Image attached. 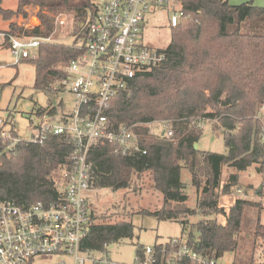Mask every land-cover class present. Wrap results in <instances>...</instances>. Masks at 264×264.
<instances>
[{
	"label": "trees",
	"instance_id": "1",
	"mask_svg": "<svg viewBox=\"0 0 264 264\" xmlns=\"http://www.w3.org/2000/svg\"><path fill=\"white\" fill-rule=\"evenodd\" d=\"M177 1L186 17L169 28V44L161 51L165 60L131 80L125 91L108 101L104 112L113 127H132L137 150L122 154L112 144H96L87 159L92 183L97 190L116 192L130 189L145 175L161 195L159 208L139 214L179 222L181 237L177 242L155 243L153 264L218 263L225 253H237L245 239L253 244L251 256L227 264H256V247L264 241V224L259 220L264 207L236 198L225 211L218 198L238 183L241 172L253 167L264 173V8L231 5L229 0ZM28 8L37 9L38 26L25 28L12 22ZM95 9L93 0H17L10 10L0 0V19L9 22L3 33L5 45L9 47V36L49 38L55 17L62 13L74 14L73 34L81 40ZM80 54L76 42H42L34 57L24 59L34 68L33 87L61 92L66 67ZM209 119L211 131L223 136L224 154L194 147ZM154 121H169L172 134H153L149 124ZM73 150L66 135L50 136L43 145L20 142L8 150L0 143V202L26 208L54 201L60 176L71 167ZM224 167L234 172L222 182ZM181 168L188 170L196 189L195 209L187 207ZM197 213L209 218L190 223L187 218ZM217 213L225 217V224L210 219ZM89 218L80 243L83 253L105 254L109 245L134 238L130 221L97 224L91 207ZM135 247L136 260L142 261L145 248Z\"/></svg>",
	"mask_w": 264,
	"mask_h": 264
},
{
	"label": "built area",
	"instance_id": "2",
	"mask_svg": "<svg viewBox=\"0 0 264 264\" xmlns=\"http://www.w3.org/2000/svg\"><path fill=\"white\" fill-rule=\"evenodd\" d=\"M93 2L96 9L82 30L81 54L66 67L67 77L62 81V88L70 86L74 110L59 115L56 108L47 107L31 113V136L26 140L18 138L15 122L0 118V143L6 150L20 142L43 145L53 135L68 136L74 146L71 167L61 174L54 201L37 202L26 208L10 201L0 202V264H29L36 257L49 255L71 257L72 264H115L108 256L80 250L89 226L90 196L98 191L92 183L88 155L98 143L112 144L122 154L137 150L132 127L115 128L108 121L104 113L107 103L125 91L136 76L165 60L161 52L165 48H153L143 42L147 15L159 10L170 12L168 28L177 26L186 16L177 0ZM8 40L18 63L34 57L39 45L50 38L9 36ZM149 126L155 135L172 134L169 121H154ZM159 127L163 130L157 131ZM182 245L186 251L185 243ZM153 263L152 249L146 248L144 259L138 264Z\"/></svg>",
	"mask_w": 264,
	"mask_h": 264
},
{
	"label": "rangeland",
	"instance_id": "3",
	"mask_svg": "<svg viewBox=\"0 0 264 264\" xmlns=\"http://www.w3.org/2000/svg\"><path fill=\"white\" fill-rule=\"evenodd\" d=\"M231 5H241L251 3L253 6L264 8V0H229ZM17 0H2L4 9L14 10ZM26 14H19L12 18L25 28L36 27L39 20L36 17V8H28L24 11ZM170 12L156 11L146 17L145 28L143 30V42L153 48H166L170 41V32L168 28V16ZM1 28L4 32L8 28L9 22H4ZM76 25L73 13H62L55 17V29L51 34L50 41L71 44L81 43L79 37L73 34ZM34 68L24 60L15 62L12 53L7 45H4V35L0 36V118H7L15 122L18 126L16 134L19 139L26 140L31 136L29 128V116L39 109L47 107L56 108L59 115L68 114L75 108L74 96L70 93V86L65 85L63 90L58 93L36 90L34 87ZM209 119L203 124V132L197 143V148L201 151L224 154L225 146L221 133L216 135L211 131ZM152 129H154L152 127ZM163 130L159 127V130ZM234 172L230 168L224 167L221 174V181L228 179L229 174ZM180 180L186 187L188 197L187 207L195 209L196 207V189L191 184V176L186 168L180 170ZM261 188V190H259ZM236 198H244L261 202L264 207V173L259 174L255 169L249 168L241 172L238 177V183L231 190L218 198L219 208L227 211L229 206ZM161 195L150 185L147 177L142 176L137 182H133L130 189L113 192L109 189H100L91 193L90 207L96 215L97 224L100 222H115L118 220L130 221L134 226V238L132 241H123L118 244H111L107 247V253L100 256H108L115 264H138L136 260V245L143 248H153L155 243L162 244L169 239H180L181 225L175 221H158L153 215L139 214L142 211L153 212L161 205ZM131 213V214H130ZM134 213V214H133ZM212 216L218 223L225 224L223 215L216 214ZM200 214H194L187 218L190 223H197L200 220L208 219ZM253 219V217H252ZM260 222L264 224V210L261 212ZM249 227V225L247 226ZM261 240L257 242L260 243ZM262 246L256 247L254 254L257 258L256 264H263L264 260V241ZM253 244L245 239L239 245L237 253H225L218 260V264H227L235 261V258L242 261L248 260L251 256ZM238 256V258H237ZM259 256L263 258L259 259ZM64 261L72 264V258L66 256H46L36 257L31 264H57Z\"/></svg>",
	"mask_w": 264,
	"mask_h": 264
},
{
	"label": "crops",
	"instance_id": "4",
	"mask_svg": "<svg viewBox=\"0 0 264 264\" xmlns=\"http://www.w3.org/2000/svg\"><path fill=\"white\" fill-rule=\"evenodd\" d=\"M4 23L0 21V36H3V30L1 29L3 27ZM7 30V29H6ZM4 45H5V41H4Z\"/></svg>",
	"mask_w": 264,
	"mask_h": 264
},
{
	"label": "water",
	"instance_id": "5",
	"mask_svg": "<svg viewBox=\"0 0 264 264\" xmlns=\"http://www.w3.org/2000/svg\"><path fill=\"white\" fill-rule=\"evenodd\" d=\"M194 147L197 148V144ZM259 190H261V188H259Z\"/></svg>",
	"mask_w": 264,
	"mask_h": 264
}]
</instances>
